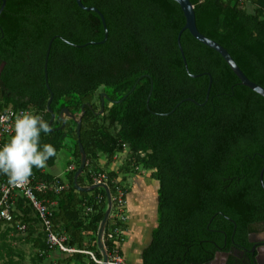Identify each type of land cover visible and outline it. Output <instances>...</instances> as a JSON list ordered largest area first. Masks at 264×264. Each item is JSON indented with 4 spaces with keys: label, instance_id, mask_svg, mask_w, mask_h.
<instances>
[{
    "label": "trees",
    "instance_id": "1",
    "mask_svg": "<svg viewBox=\"0 0 264 264\" xmlns=\"http://www.w3.org/2000/svg\"><path fill=\"white\" fill-rule=\"evenodd\" d=\"M80 2L102 14L107 31L102 43L85 44L101 40L103 29L97 14L79 8L75 0H4L0 9V111L26 108L48 122L51 93V130L41 133V145L51 143L56 154L65 149L67 158L61 175L47 170L55 155L45 168L33 169L32 180L61 185L37 197L50 210L51 230L75 250L47 245L36 211L16 193L11 221L0 220V264H45L47 255V264H99L84 251L101 258L96 232L106 198L100 187L73 188L78 142L85 153L76 178L79 186L92 184L94 172L105 174L110 196L116 186L126 193L120 182L129 175L146 171L155 182L156 223L140 252V264H203L224 245V238L222 250L234 244L251 260L248 234L264 230V191L259 184L264 98L241 85L223 58L186 29L179 36L184 69L175 40L184 16L175 1ZM189 2L198 32L222 46L247 79L264 87V0ZM54 35L85 45L52 39L46 87L43 58ZM206 73L211 82L204 99ZM100 92L107 100L96 113ZM184 98L196 103L183 100L174 107ZM81 105L77 137L75 121L59 114L63 108L77 114ZM114 161L115 168L108 169ZM4 176L0 174V180ZM116 211L112 201L102 232L108 255L118 252L121 239L120 233L112 234L113 228L124 229ZM234 262L229 254L225 264Z\"/></svg>",
    "mask_w": 264,
    "mask_h": 264
},
{
    "label": "water",
    "instance_id": "2",
    "mask_svg": "<svg viewBox=\"0 0 264 264\" xmlns=\"http://www.w3.org/2000/svg\"><path fill=\"white\" fill-rule=\"evenodd\" d=\"M175 1L182 13H183V16H184V24L183 26L179 29V31L177 32L176 34V44H177V47H178V50H179V53H180V56H181V60H182V63L184 65V69H186V64H185V59H184V56H183V52H182V49H181V46H180V43H179V36H180V33L182 30L186 29L190 35L195 38L196 40H198L199 42H201L202 44L210 47L211 49L215 50L222 58L223 60L226 62V64L228 65V67L231 69V71L234 73V75L238 78L239 80V83L243 86H246L248 87L249 89H251L252 91H254L255 93L259 94L261 97L264 98V87L250 81L249 79H247L244 74L240 71V69L238 68V66L235 64V62L232 60V58L230 57V55L227 53V51L222 47L220 46L218 43H216L215 41L205 37L204 35H202L200 32H198V30L196 29L195 27V23H194V13H193V8H192V4L189 2V0H173ZM75 3L76 5L81 8V9H84V10H90V11H93L97 14V16L99 17V20L101 22V26H102V29H103V37L101 40L97 41V42H87L85 44H96V43H102L106 37V34H107V31H106V27H105V22H104V18L102 16V14L100 13V11L98 9H96L95 7L93 6H84L80 0H75ZM4 4V0H1V5H0V9L2 8ZM59 37L64 43L68 44V45H72V46H82V45H85V44H82V45H74L68 41H66L65 39H63L61 36L59 35H54L52 37H50V39L48 40L47 42V45H46V49H45V53H44V58H43V65H42V71H43V78H44V84L46 87L47 86V83H46V61H47V55H48V50H49V46H50V43L52 41V39L54 37ZM4 62L1 61L0 62V70L3 66ZM190 76L192 77H195V76H198L200 74H189ZM206 75L208 76V82H207V87H206V91H205V98L207 97V93H208V89H209V85H210V82H211V77L208 73H206ZM150 88H151V85H150ZM150 91V90H149ZM149 94V92H148ZM51 93L49 94V97L46 101V110L50 113V118L48 120V124L50 126V122L53 118V114L51 112V110L49 109L48 107V104L50 102V99H51ZM147 99H148V95L146 96V99H145V106L147 107ZM104 100H107V96L104 92H100L99 93V101H100V109L98 110V112L96 113H100L102 111V108H103V105H104ZM183 100H189V101H192L194 103H196L194 100H192L191 98H184L180 101H178L174 107H176L181 101ZM120 100H118L117 102H119ZM173 107V108H174ZM173 108L168 112L170 113ZM83 105H81V109L80 111L77 113V114H70L66 108H63L62 111L60 112V117H62V115H65L67 117H70L72 118L75 123H76V127H75V133H76V136L78 137V133H79V128H80V119H81V116L83 114ZM51 130V128H50ZM78 141V139H77ZM78 150H79V164L76 168V170L74 171L73 173V176H72V186L74 189L76 190H80V191H88L92 188H95V187H100L103 189L104 193H105V198H106V206H105V209H104V212H103V216H102V219L100 220L99 224H98V227H97V232H96V245H97V248L101 254V257H102V260L105 261L106 260V250H105V247H104V244L102 242V232H103V228H104V224H105V221L107 219V215L109 213V209H110V195H109V191H108V188L107 186L104 184V183H94V184H90L88 186H79L76 182V178L77 176L81 173L82 171V168L85 164V153L80 145V143L78 142ZM264 174V164L262 165L261 169H260V172H259V184L261 186V188L263 189L264 191V187H263V184H262V175ZM264 239V233H250L248 234V241L252 242V246L250 247V249L248 250L249 253L252 254V264H264V247H256V242H260ZM255 241V242H254ZM262 244L264 245V242L262 241ZM221 256H224L223 253ZM219 252H216L214 254V257L213 259L203 263V264H223V262L219 261ZM104 264V263H102Z\"/></svg>",
    "mask_w": 264,
    "mask_h": 264
},
{
    "label": "built area",
    "instance_id": "3",
    "mask_svg": "<svg viewBox=\"0 0 264 264\" xmlns=\"http://www.w3.org/2000/svg\"><path fill=\"white\" fill-rule=\"evenodd\" d=\"M23 111H28L26 108L13 109L10 107L5 108L3 111H0V117L4 118V122L0 123V145L3 137L9 135L14 129V122L17 115H19ZM92 184L94 183H104L105 174L103 172H94L91 174ZM54 188L55 190H59L61 185L57 187H53V185H48L45 182L32 180L30 178V182L23 187H15L8 183L7 176H4L0 180V220L2 221H11L12 219V204L13 197L16 193H20L28 202L33 206L36 211L37 217L40 219L44 231H45V241L49 246L57 247L59 250L63 252H72L75 251L72 248L66 247L63 244L64 237L57 235L55 232L51 230V224L49 220L50 210L47 207V204L44 202L43 198H38L37 193H44L47 189ZM110 195V194H109ZM123 191L120 186H116L114 190V195L110 196V201H114V204L117 208L115 212V217L117 220L125 222L124 215V196ZM47 202V200L45 199ZM53 204V202H49ZM18 229H23V225L17 226ZM122 234V229L119 230L117 227L113 228L112 234ZM87 253L90 258L99 264H126L124 259L119 255L115 250L111 254L106 253V260L103 261L102 257L100 259H96L90 251H84Z\"/></svg>",
    "mask_w": 264,
    "mask_h": 264
},
{
    "label": "clouds",
    "instance_id": "4",
    "mask_svg": "<svg viewBox=\"0 0 264 264\" xmlns=\"http://www.w3.org/2000/svg\"><path fill=\"white\" fill-rule=\"evenodd\" d=\"M4 118L0 117V123ZM50 126L42 116L23 111L16 116L14 132L7 142L0 145V174L7 176L15 187L30 182L34 168H45L47 161L56 155L51 143L41 145V133L47 134Z\"/></svg>",
    "mask_w": 264,
    "mask_h": 264
},
{
    "label": "crops",
    "instance_id": "5",
    "mask_svg": "<svg viewBox=\"0 0 264 264\" xmlns=\"http://www.w3.org/2000/svg\"><path fill=\"white\" fill-rule=\"evenodd\" d=\"M99 160L103 163L104 158L99 157ZM116 164L117 161H114L108 169L115 168ZM61 173L62 170L58 174H52L61 175ZM117 179H120V176ZM120 183L127 189L124 194L125 222L121 239L116 246L126 264H140V252L148 244L151 230L156 223V184L146 171L138 175H129ZM128 199L132 201V204ZM50 259L51 256L47 255L45 264Z\"/></svg>",
    "mask_w": 264,
    "mask_h": 264
},
{
    "label": "flooded vegetation",
    "instance_id": "6",
    "mask_svg": "<svg viewBox=\"0 0 264 264\" xmlns=\"http://www.w3.org/2000/svg\"><path fill=\"white\" fill-rule=\"evenodd\" d=\"M258 233H264V230L261 232H258ZM262 241L264 242V239ZM262 241L256 242V247H264V245L262 244ZM225 243H226V240L224 238V245L222 247H218L216 250V252H219V258H220L219 261H221V262H223V264H225V260L228 258V255L232 254L235 257L234 264H252V259L249 260L248 257H246V255H245L246 253H243V251L240 250L238 247H236L234 244L231 245V248H227L226 250H222L221 248L225 247ZM222 253L224 256H221ZM251 257H252V254H251Z\"/></svg>",
    "mask_w": 264,
    "mask_h": 264
},
{
    "label": "rangeland",
    "instance_id": "7",
    "mask_svg": "<svg viewBox=\"0 0 264 264\" xmlns=\"http://www.w3.org/2000/svg\"><path fill=\"white\" fill-rule=\"evenodd\" d=\"M67 158V152L65 149H60L56 154V159L52 167L47 168L48 171L54 174H58L61 172L62 168L64 167V163ZM129 203L132 204V201L129 200ZM130 207V205H128ZM9 238V237H8Z\"/></svg>",
    "mask_w": 264,
    "mask_h": 264
}]
</instances>
